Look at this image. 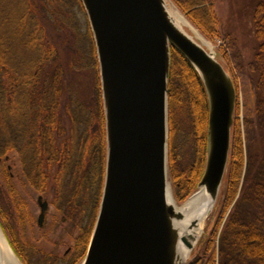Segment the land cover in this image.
I'll use <instances>...</instances> for the list:
<instances>
[{"label":"trees","instance_id":"1","mask_svg":"<svg viewBox=\"0 0 264 264\" xmlns=\"http://www.w3.org/2000/svg\"><path fill=\"white\" fill-rule=\"evenodd\" d=\"M173 1L207 40L214 43L220 39L224 42L218 49V55L234 79L236 92L238 89L234 66L236 63L239 67L240 64L245 65L236 38L239 39L241 35L244 42L249 41L250 55L246 54L248 60L245 61L247 73L258 94L255 110L263 112L264 0L232 1L230 21L232 15H235L240 17L239 23L242 24L241 29H235V33L221 32L220 18L213 0H194L188 4ZM63 5L75 9V14L82 16V32L85 33L87 25L93 46L97 68L94 79L97 111L93 124L85 117L83 106L71 84L70 75L78 71L73 65L72 54L69 53L67 57L63 55L65 47H69L72 42L73 31L67 26L73 18L64 13L61 9ZM244 5L246 11L242 12ZM78 30L80 31V25ZM241 39L239 43L242 42ZM168 86L169 178L176 200L182 203L198 190L204 174L208 150L209 106L199 73L173 47ZM101 94L95 42L81 0H0V168L5 164L6 157L17 152L26 167L28 183L42 193L52 185L56 192L54 204L57 205L56 201L62 195L61 183L68 177V172L75 173V169L71 167L87 163L94 155L101 154L103 176L99 211L107 155ZM240 102L238 94L225 188L188 264H218V237L224 245L219 264H264V181L260 180L264 179L260 177L264 176V128L257 124L248 152L250 158L254 157L261 165V175L257 176V180L255 175L247 177L238 200L249 157L239 118ZM180 122L182 126L191 127L190 135H187V131H182ZM77 133L81 135L82 143L83 140L89 142L90 139L86 136L87 133L90 134L89 148L92 151L82 154V144L77 140L73 143ZM177 137L181 143L186 140L193 144L192 158L185 165L182 164L185 155H181V149L175 142ZM8 171L4 170L5 179L16 200V190ZM72 201H68L64 208L68 213L82 216L83 220L85 211ZM247 202L261 205L258 210L256 207L251 209ZM21 207L24 208L23 202L20 203L19 208ZM20 220L22 225L26 221H32L29 215L28 218L20 215ZM78 241V246H81L80 237ZM88 242L89 238L77 258L78 262L76 260L77 264L85 256ZM24 258L27 259L25 256Z\"/></svg>","mask_w":264,"mask_h":264},{"label":"water","instance_id":"2","mask_svg":"<svg viewBox=\"0 0 264 264\" xmlns=\"http://www.w3.org/2000/svg\"><path fill=\"white\" fill-rule=\"evenodd\" d=\"M81 2L98 58L107 142L99 212L81 264H174V210L167 201L168 189L172 190L168 168L172 47L196 69L207 93L208 150L198 190L205 186L210 193L217 192L214 210L229 169L236 87L216 55L173 24L166 0ZM42 200L40 196L38 203ZM48 206L47 201L40 205V221ZM0 231L15 259L24 264L1 223Z\"/></svg>","mask_w":264,"mask_h":264},{"label":"rangeland","instance_id":"3","mask_svg":"<svg viewBox=\"0 0 264 264\" xmlns=\"http://www.w3.org/2000/svg\"><path fill=\"white\" fill-rule=\"evenodd\" d=\"M179 1L188 4L194 0ZM213 1L217 16L220 18L221 32L226 33L231 31L232 33H235L237 32L235 29H241L240 27L242 24L239 23V16L237 17L232 15L231 21L233 23L230 21L233 0ZM167 3L168 6L175 11L182 13L173 0H167ZM61 9L68 17L73 18L71 19L72 22H68L67 25L71 31L73 30L71 35L72 42L69 47H65L66 52L63 53L64 57L69 56V53L72 54L73 65L75 66V69L78 70L75 74L73 73L70 75L71 84L73 85L75 93L78 95L77 97L83 106L85 117L88 119L89 123L93 124V122L95 123V112L97 111L96 80L94 81L97 74V68L95 67V57L93 55V46L90 42L89 31L86 25L85 33L82 32V29L84 28V20L81 15L78 16L75 14V9L66 5H63ZM241 10L242 12H245L246 5H244ZM182 14L186 17L184 13ZM79 17L81 21L79 20ZM187 21L192 24L188 18ZM79 25L80 31L78 30ZM184 26L189 32L190 30L186 27V25ZM247 28H249V26H247ZM239 39H241V35H239ZM239 39L236 38V41L238 42L237 46L240 49V55L244 56L243 60L245 65L240 64L239 67V64L236 63L234 66V74L237 81V95L239 94V98L241 100L239 118L241 120L246 153L249 156V144L255 136L257 124H261L264 128V107L263 112L261 113L255 110L258 102V94L256 93L254 83L250 78V75L247 73L248 71L246 67V62L248 60L246 54L248 53L250 55L249 41L245 40L244 42V40L241 39L242 42L239 43ZM206 41H208L210 45L206 47L211 50L220 61L218 49L224 44V42L220 39L214 43L207 39ZM247 43L248 45L246 46ZM230 51L232 53L231 49ZM180 126L181 128L183 127L182 131H187V135L191 134L190 126H182L181 122ZM87 134L86 138L91 140L90 134ZM76 140L79 144H82V154L92 151V149L89 148L91 145L90 140H88V143L83 140L82 143L81 135L78 133L74 136L73 143H75ZM175 142L179 150L181 149V155H185V159L182 160V164L185 165L192 158L190 156L193 154V144L186 142V140L181 143L179 137L176 138ZM5 160V164H3L0 168V223L4 227V231L8 235L10 241L14 244L16 243V246H18L22 254H24L27 258L26 261H28L29 264H77V259V262L71 263L77 249L73 247V254H70L67 257L65 256V252L69 247L73 246L75 244V240L80 237L81 253L82 249L85 247L84 244L88 240L94 227L96 217L98 215L100 185L101 178L103 176L102 155H94L91 161L84 164L78 163L77 165L71 167V169H75V173L72 171L68 172V177L61 183L62 195L59 197L58 201H56L57 205L54 204L56 192L52 185L47 191L42 193L38 192L33 185L28 183V173L26 167L17 152L10 154L9 157L5 158ZM261 168V165L259 166V163L254 159V157H248L244 181L242 182L240 188L238 200L243 187L245 186L247 177L255 175L257 180V176L261 175ZM6 169L9 170V175L11 174L12 186H14L15 188H13L16 190V200L12 196L5 179L4 170ZM260 177L264 178L263 175ZM260 180L264 181V179ZM40 196H42L43 199L49 203V210L47 212L44 227H39L37 224V220L40 215V206L38 204ZM72 200L77 203V206L80 209L85 211L86 216L83 220L82 216L75 215L74 213H68L64 208L67 202ZM186 201L182 203L176 202L178 205H183ZM21 202H23L25 209L23 207L19 208ZM260 205V203L247 204V206L251 209L256 207V210L260 208ZM20 215L25 218H28L29 215L32 221H26L25 224L22 225L20 222ZM217 239L219 264L221 253L224 250V245L221 243L220 237ZM15 250L17 251L16 248Z\"/></svg>","mask_w":264,"mask_h":264},{"label":"bare ground","instance_id":"4","mask_svg":"<svg viewBox=\"0 0 264 264\" xmlns=\"http://www.w3.org/2000/svg\"><path fill=\"white\" fill-rule=\"evenodd\" d=\"M167 7L173 24L182 33L187 35L191 40L198 43L199 45H209L208 41L205 39L206 37H204L203 34L193 24H190L182 13L169 7L168 3ZM184 25H186L188 29H191L193 35L186 32ZM216 194L217 192L212 194L205 186H202L197 191V193L189 198L183 205H178V201L174 195V190L172 192L171 189H168V206L174 210V216L171 218V227L174 234V246L172 247V257L174 264H185L191 255V247L203 237L207 222L213 214L212 212L217 200ZM0 264H19L8 244L6 243L1 231Z\"/></svg>","mask_w":264,"mask_h":264},{"label":"flooded vegetation","instance_id":"5","mask_svg":"<svg viewBox=\"0 0 264 264\" xmlns=\"http://www.w3.org/2000/svg\"><path fill=\"white\" fill-rule=\"evenodd\" d=\"M44 202H45V200H42V201H41L42 204H44ZM38 204H39V206L42 205V204H40V203H38ZM48 207H49V206H48ZM47 212H48V210H47ZM47 212H46V215H45L44 219H43L42 221H40V215H41V207H40V215H39L38 220H37V224H38L39 227H44V225H45V223H46ZM12 243H13V242H12ZM78 243H79V241H78V238H77V239L75 240V244H74L73 246L69 247L68 250L65 252V256L67 257L68 255L73 254V251H74V248H73V247H75V249H77V250H76V253H74L75 255H74L73 261H72L71 263L76 262L75 260L78 258L79 254H80V249H81V247L78 246ZM13 244H14V243H13ZM14 247L17 249V251H18V253H19L21 259H22L26 264H29L28 261H26V259L24 258V256H23L21 250L18 248V246H16V243L14 244ZM76 254H77V255H76Z\"/></svg>","mask_w":264,"mask_h":264}]
</instances>
